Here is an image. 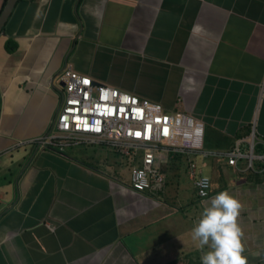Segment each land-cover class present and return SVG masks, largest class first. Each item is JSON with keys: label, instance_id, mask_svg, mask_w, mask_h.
<instances>
[{"label": "crops", "instance_id": "0c3cea01", "mask_svg": "<svg viewBox=\"0 0 264 264\" xmlns=\"http://www.w3.org/2000/svg\"><path fill=\"white\" fill-rule=\"evenodd\" d=\"M64 67L182 112L205 147L162 151L160 185L138 192L139 160L107 142L37 146ZM263 89L264 0H16L0 30V264H200L191 230L222 191L264 264ZM235 148L248 159L228 165Z\"/></svg>", "mask_w": 264, "mask_h": 264}, {"label": "built area", "instance_id": "2783aa9c", "mask_svg": "<svg viewBox=\"0 0 264 264\" xmlns=\"http://www.w3.org/2000/svg\"><path fill=\"white\" fill-rule=\"evenodd\" d=\"M57 77L56 113L48 132L33 139L37 146L75 144L84 139L107 142L121 154L139 160L129 173V186L138 192L160 185L162 151L192 155L201 150L202 124L182 112H166L144 97L95 83L67 67ZM224 157L228 165H234L238 159H248V154L235 148ZM247 163L250 166L249 160ZM187 166L194 176L196 195L206 197L208 177L196 173L193 160H188Z\"/></svg>", "mask_w": 264, "mask_h": 264}, {"label": "clouds", "instance_id": "9594fccd", "mask_svg": "<svg viewBox=\"0 0 264 264\" xmlns=\"http://www.w3.org/2000/svg\"><path fill=\"white\" fill-rule=\"evenodd\" d=\"M241 209L242 205L236 198L222 191L212 197L210 204L202 210L201 218L191 230V239L203 252L201 264H248L247 257L243 255L244 233L238 224Z\"/></svg>", "mask_w": 264, "mask_h": 264}, {"label": "water", "instance_id": "95a60500", "mask_svg": "<svg viewBox=\"0 0 264 264\" xmlns=\"http://www.w3.org/2000/svg\"><path fill=\"white\" fill-rule=\"evenodd\" d=\"M16 0H5L3 7L0 10V30L4 25L6 18L8 17Z\"/></svg>", "mask_w": 264, "mask_h": 264}, {"label": "trees", "instance_id": "16d2710c", "mask_svg": "<svg viewBox=\"0 0 264 264\" xmlns=\"http://www.w3.org/2000/svg\"><path fill=\"white\" fill-rule=\"evenodd\" d=\"M4 3H5V0H3V3H2V5H1V7H0V10H1V8L3 7V5H4ZM6 51L7 52H11V51H13L14 49H12V46H11V43L10 42H7L6 43ZM205 147V145L202 143V147ZM175 154H179V153H175ZM189 264H199V263H189Z\"/></svg>", "mask_w": 264, "mask_h": 264}, {"label": "rangeland", "instance_id": "374dc122", "mask_svg": "<svg viewBox=\"0 0 264 264\" xmlns=\"http://www.w3.org/2000/svg\"><path fill=\"white\" fill-rule=\"evenodd\" d=\"M184 174V172L182 171L181 172V175H180V179L182 180V181H184L185 180V176L183 175ZM187 259V258H186ZM194 261V260H193ZM191 261L189 260L188 262L184 259V263H182V264H189ZM165 264H169V263H165ZM172 264V263H171ZM201 264V263H200Z\"/></svg>", "mask_w": 264, "mask_h": 264}, {"label": "snow or ice", "instance_id": "6c2138e0", "mask_svg": "<svg viewBox=\"0 0 264 264\" xmlns=\"http://www.w3.org/2000/svg\"><path fill=\"white\" fill-rule=\"evenodd\" d=\"M137 135H139V133H137Z\"/></svg>", "mask_w": 264, "mask_h": 264}]
</instances>
